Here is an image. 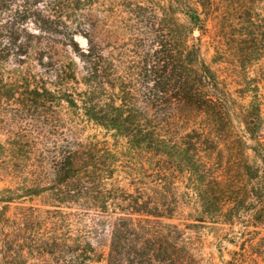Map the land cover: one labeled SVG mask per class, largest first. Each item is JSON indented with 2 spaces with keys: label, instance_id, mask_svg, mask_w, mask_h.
Instances as JSON below:
<instances>
[{
  "label": "trees",
  "instance_id": "1",
  "mask_svg": "<svg viewBox=\"0 0 264 264\" xmlns=\"http://www.w3.org/2000/svg\"><path fill=\"white\" fill-rule=\"evenodd\" d=\"M158 1L0 0V109L29 124L7 154L43 176L28 195L46 193L65 219H97L110 235L107 256L89 232L50 240L47 254L59 253L58 264H203L197 229L212 224L235 248L222 264H264L262 104L238 105L194 41L191 25H219L216 0H165L163 12ZM239 1L238 45L218 42L216 59L246 67L264 61V0ZM125 23L131 36L120 46ZM84 123L136 154L122 164L84 138ZM193 199L195 223H169Z\"/></svg>",
  "mask_w": 264,
  "mask_h": 264
},
{
  "label": "rangeland",
  "instance_id": "2",
  "mask_svg": "<svg viewBox=\"0 0 264 264\" xmlns=\"http://www.w3.org/2000/svg\"><path fill=\"white\" fill-rule=\"evenodd\" d=\"M228 3L229 0H216L215 12L218 14L219 25H214L215 23L209 20L205 28L199 29L198 26L191 25L194 30L193 38L194 41L198 38L202 40L204 62L214 71L222 84L228 87L238 105L248 107L254 99L258 98L264 112V61H255L251 65L242 67L239 64L240 61L233 57H226L222 61L216 59L218 42L223 43L225 46L221 43L220 46L225 49L238 45L240 15L236 10L240 7V1ZM247 3H249L248 0ZM158 4L161 12L164 6L168 7V2L165 0L158 1ZM227 5L230 9H227ZM226 9L227 14H225ZM262 9L261 12L264 14V5ZM180 20L185 24L189 23L183 15L180 16ZM169 24H171L170 21ZM128 28L125 23V29L120 24L115 29L121 35L120 46L128 43V38L131 36ZM30 31L39 34L37 27L33 24L30 26ZM77 41L81 48H87L88 41L85 38L78 36ZM16 66L15 60L6 63V68L11 72L17 68ZM33 66H35L34 72L38 73L41 70L35 64ZM27 67L26 64L24 68ZM3 109H0V264H58L60 254L49 256L45 244L54 239L60 242L69 233L75 237L85 232L92 233L90 238L96 245L98 254L107 256L110 235L108 230L98 227L97 219L92 221L91 218L84 216H68L65 219L61 211H57L58 209L50 205L46 193H40L38 196L28 195L26 188H31L34 182L41 187L44 186L43 176L38 175L31 163L23 170L15 168L14 162L9 157L11 152L7 154V150L13 149L17 140L21 139L22 131H25L29 124L25 121H17V118L8 112L10 109ZM82 127H84V138L105 142L117 154L122 164L127 162L132 153L136 154L123 138L115 137L114 133L89 123L82 124ZM117 178L122 185H125L123 173L120 172ZM199 215L200 206L193 199L190 204H184L179 215L169 223L185 227L187 224H194V220ZM197 230L201 237L196 238L195 242L199 253L203 254V264H222V258L229 259V254L235 248L220 240L226 234L227 228L206 224V226H198Z\"/></svg>",
  "mask_w": 264,
  "mask_h": 264
}]
</instances>
